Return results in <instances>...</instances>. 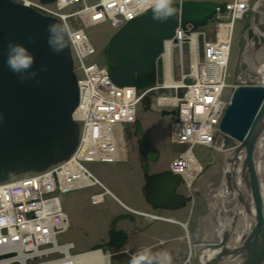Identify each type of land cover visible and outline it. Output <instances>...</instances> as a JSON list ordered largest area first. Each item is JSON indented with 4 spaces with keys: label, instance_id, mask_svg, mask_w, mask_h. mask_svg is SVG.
I'll list each match as a JSON object with an SVG mask.
<instances>
[{
    "label": "bare ground",
    "instance_id": "obj_1",
    "mask_svg": "<svg viewBox=\"0 0 264 264\" xmlns=\"http://www.w3.org/2000/svg\"><path fill=\"white\" fill-rule=\"evenodd\" d=\"M82 14H84L85 17L84 15H81L80 17V12H77L75 14V16L79 18L78 20L82 22V26H80L79 29H77L76 31L79 33V35L82 38H84L85 36L89 34V32L87 31L86 27L83 25H85V22L87 20L90 23L91 21L89 17H86V13H82ZM61 20L63 21V19ZM261 23L264 25L263 22ZM179 32L180 30H176L173 32L172 35L177 36ZM218 44H219L218 47L214 48L215 53H211V54L213 56L219 55L223 57L224 53L227 50V45H226L227 43L224 40V38H222L221 40H219ZM245 45L246 44H244V46H242L239 50L236 49V51L239 53V56H237V60L241 62L248 61L249 69L252 70V68H254V66L251 65L252 59L251 57L247 59L250 56L249 48L245 47ZM258 46L264 47V44H259V45H256L255 47L258 48ZM175 48L178 53L182 51L180 46H175ZM262 49L264 51V48ZM258 50H260V48ZM258 50L254 52V56ZM244 52H246V55H243ZM165 56H166V52L164 51L163 58ZM262 56H264V54ZM169 58H171V56H169ZM171 59L174 63H178L176 59H173V58ZM163 67H164L165 72L168 71V65L166 63V58H164ZM170 69L175 71L173 72V74H176L179 70H182V69H179V67L175 65H172ZM250 74H253V73H250ZM164 80H165L164 84L166 86H168L171 82L170 80H166L165 78ZM98 81L100 82V80ZM102 82L104 81L101 79V83ZM89 83L90 85H92L91 82ZM78 86H79V90L82 88L86 89V86L83 83H78ZM208 86L210 87V84H208ZM176 93L178 94V92ZM184 93H186L189 97H192L193 96L192 93H194V89L188 88L187 90H184ZM193 102H196V99H194ZM100 106L103 108H105V106L108 107L107 103H101ZM190 106L191 108H194V105L190 104ZM196 109L198 110L199 108H195V110ZM175 110H177V107L175 108ZM190 110H191L190 112L187 109L183 110V113L189 114L187 115L186 121L184 122L179 121V120L168 121V122L162 123V125L164 127H167L166 131L170 132V134L172 135L176 131L182 132V129L184 130L187 127H189L190 129L195 128L191 138H195L199 141L201 138L199 133L204 128V124L208 121L205 120L204 122L197 123L198 125L197 124L191 125V122L193 121V119L199 116L198 115L199 112L195 110L193 111V109H190ZM104 112H106V110ZM204 112H207V113L204 114ZM211 112H212V108H208L207 106L202 108L203 115H208ZM70 117L71 118L76 117V110L74 108L70 112ZM138 118L139 119H135V121L137 122L139 126L137 130L135 129V125H133L134 122L127 123L128 120H126L127 124L123 125L122 128L119 129V132L121 136L123 137L124 141H126L125 143H127L128 141L129 143L133 145L132 147H131V144L129 145V149L130 151H132V155L128 156L129 161H132L133 166L137 165V169L141 173L142 176H143V171L141 167L143 168V166L146 167V175L153 176L155 175L157 171V169H155L157 168L155 165L158 159L154 160L153 162V159L148 158V156H150L151 151L156 153L158 149V145H161L164 139L158 127H157V131H155L154 128L151 131H149V129L147 128L149 127L148 122H145V120H142L143 116L142 117L138 116ZM240 120H243V119H240ZM90 125H91L90 123L86 124L84 128L87 130H91ZM255 125H256V128L258 129V134L251 148L246 149L245 145L243 146L241 144L237 146H229V145L221 144V147H223L224 150L222 151V154H219V156L225 157L230 163L229 164L230 172L234 171L237 174V177L235 175H233L232 177L238 180L237 181L239 182L238 188L243 195V199H245L244 205H241V203L237 201L236 203L237 205L235 207L236 213L238 212L239 215L243 217L242 222L240 220L239 221L236 220L237 224L242 226V229L241 231L239 230V232H235V230H233L231 232V236H232L231 239L230 240L228 239V241L226 242H225V239L221 237H211L209 238L210 239L209 241L204 242L203 239L204 238L207 239V237L206 235L203 236L202 232H200V235L203 238L201 240L202 243L198 245V249H199L198 258L200 260L207 259L206 264H241L242 261L244 262V264H246L248 261L250 262V264H254L253 253L263 254V257L260 258V261L257 264H264V116ZM97 133H98L97 137H100L101 133H99L98 131ZM86 136L89 137V134H86ZM141 141L144 144H142ZM140 151L147 158H143L142 153ZM80 152L82 153V151ZM252 153L256 154L258 156L257 157L258 159H255L251 162V160H248V159L250 158V155ZM124 157H126L124 156V154L117 156L119 160H124L125 159ZM111 159H114V158L111 157ZM73 160H75V157H73ZM142 160L144 162L140 166V163L142 162ZM225 177H226V181H229L228 177H230V175H225ZM89 179L91 181L92 177L89 176ZM86 182L88 183V180ZM76 183L81 184L78 180L76 181ZM222 183L223 181L220 182L219 184L220 187L218 188L217 192L214 193V196L212 197L213 199L211 200L213 207L217 209V211L219 210V207L221 206V204L225 203L224 201H227L229 197L230 198L234 197L232 195V189H230L227 186L221 185ZM92 184L97 185V183L94 181ZM111 196L114 198V201H116L117 198L114 197L116 195L111 193ZM97 203H100V202H95V204ZM95 204L93 203V205ZM104 211H106L105 208H104ZM18 214L21 215L22 214L21 211H19ZM218 216L219 218L223 217L220 215ZM48 219H51V217H48ZM228 220L230 223H232L233 218H230ZM46 221L47 220H44V223H46ZM226 221H227V218L224 217L223 222H226ZM60 225L62 224L60 223ZM176 225L178 227L179 226L184 227L183 224L180 222H178V224ZM252 225H256L258 228L257 230L252 231V233H254L255 235L254 238L256 240L255 239L250 240L248 238L247 232L244 233L245 230L248 228V226L250 227ZM56 226H59V224H56L55 222H51L50 230L42 231V229H38L37 234L39 235V237L34 238L32 246L30 242H26L25 243L26 249L27 248L31 249V247H33L31 249L32 253L35 254V256H39V258L43 257L45 259L55 255V252L57 251V249H61L64 253L61 256V258L58 259L57 257L58 254L55 255V257L57 258L59 262L58 264H102V263L104 264V263H108L109 259H107V257L102 256L100 252V248L83 249L82 252L73 254L71 249H73L72 245L74 242L72 241V239H66L63 241L64 244H62L61 246L59 245L56 246L54 243L58 242L59 239L61 240V235H59L60 233ZM0 234H5L1 230V228H0ZM3 240H6V239H3ZM48 240L51 241V244H49V246L53 244L52 247H49V246L43 247V244ZM184 240L186 241L187 238H184ZM252 243H256L257 248L261 247L263 249H258L259 251L258 250L250 251V246L252 245ZM8 244H11V242H8V240L6 241L0 240L1 249L6 247ZM55 247H58V248L55 249ZM1 249H0V264H16L15 262H17L18 264H37L34 261L32 262V259L29 256H27L24 253V250L22 249L20 250L17 249L18 252L17 251L8 252L7 250H6L7 252H1L2 251ZM52 252H54V254ZM188 254L189 253L184 254V257L174 264H193L190 261ZM248 254L249 256L247 258L246 256ZM250 259H253V261H251ZM54 260L56 262V259ZM47 264H53V263L52 261H49Z\"/></svg>",
    "mask_w": 264,
    "mask_h": 264
},
{
    "label": "rangeland",
    "instance_id": "obj_2",
    "mask_svg": "<svg viewBox=\"0 0 264 264\" xmlns=\"http://www.w3.org/2000/svg\"><path fill=\"white\" fill-rule=\"evenodd\" d=\"M90 32L92 33L93 38L95 39V41L97 43L96 45L100 47L102 45L103 40L108 38L109 28H107L105 25H97V26L91 27L90 28ZM238 34L239 33L237 31L236 32V36ZM141 114H142V108L140 107L138 109L137 115L142 117L144 114L143 115H141ZM147 121H148V119H147ZM153 121H154V122H152L153 125L152 124L151 125L148 124L149 127H147V128L149 129V131H151L153 128H154L155 131H157V126L162 127L163 126L162 123L165 122V119L157 117ZM161 134H163V128H161ZM169 147L173 148L170 145H169ZM199 152L202 153V151H199ZM162 159L166 160V157H164ZM88 166L91 167L92 170L96 171V175L100 176V178L102 176L105 177L104 174H106L108 171H110L109 173L106 174V177L108 178L109 181H111L113 183L114 190L115 191H117V190L120 191L121 189H123L122 185L120 184V182L117 183V178L118 177L116 175V172H114V170H115L114 165H109L107 163H100V162H92V163H88ZM213 172H214V169L210 166L209 169L206 171V173L203 174V178H204V180H206V187L207 188H211V190L216 189V184L220 180L221 165H220V172L216 175L217 176L216 180H215V175H214ZM103 177L101 178L102 180H103ZM130 177L133 178L132 180L135 179V181H137V182L140 181L138 172L137 171H133L132 176L128 175L127 177H125V179H126L125 183L127 184V182L129 181L128 184L130 186H134V183L132 184L130 182ZM123 179H124V177H123ZM109 181L107 183L109 185H111V183ZM86 191H87L86 189L73 190V191L63 195L64 196L63 199L66 202L69 203V202H72V201H75V200L78 201V199L80 198V203H82V205H84L85 200L83 199V193H85ZM75 204H77V203H75ZM75 204H72L71 208ZM84 206H86V205H84ZM69 209H70V207H69ZM80 209L82 210L81 212H78V208L75 209V212H73V216L76 219V222L74 221V223L78 225V228H74L75 226L72 225V227H71V229L69 231L62 233V235H61V240L73 239V240L77 241L78 244H77L75 249H80V248H82L84 246L89 245L90 242L99 239V237H94L93 238V237H89L87 235L82 237L85 232L93 233L95 231V229H97V227H98V224H99L98 221H97V218H98L97 216L98 215H96L97 211L95 210V207L87 206L86 208L80 207ZM189 209H190L189 206H187L184 209V211L182 212L181 215L186 217L188 215ZM196 220H197V214L195 213L194 216L192 215V222L191 223L195 224ZM158 227L160 228V231H158L159 232L158 234H156L153 229H149L146 232L147 234H143L141 236V238L143 239V241H142L143 244H146V246L149 247V246L152 245V244H150L151 242L155 243L154 242V240H155L154 237L156 235L158 236V238L166 237L164 233H167L168 236H175V232L174 231H177V229L174 228V227L165 228L164 230L163 229L161 230V227H163V226H158ZM104 228H105V225L102 226V229H101L102 233L97 235V236L105 237V235L103 233ZM165 246H163V248L161 249V251H162L161 253H167V255L169 257V259H168L169 261H167V262H170L172 264L174 262H177L176 259L179 258L178 257V258H175V259H171V256H173L174 253L177 252L178 254L183 256L182 255V253H184L183 250L186 251V248H185V245L183 243V240L171 241V242L165 244Z\"/></svg>",
    "mask_w": 264,
    "mask_h": 264
},
{
    "label": "clouds",
    "instance_id": "obj_3",
    "mask_svg": "<svg viewBox=\"0 0 264 264\" xmlns=\"http://www.w3.org/2000/svg\"><path fill=\"white\" fill-rule=\"evenodd\" d=\"M148 7L151 9L153 19L161 21L173 16L176 11L171 0H150ZM66 29L65 24L55 21L45 26L46 43L53 52L59 53L66 47ZM33 62L34 56L24 44L14 41H8L5 44L4 64L12 73L17 75L20 81L36 76V71L32 68ZM43 70L44 66L42 65L41 71ZM168 259L167 253H153L145 247L132 257L131 264H153V262L155 264H167Z\"/></svg>",
    "mask_w": 264,
    "mask_h": 264
},
{
    "label": "water",
    "instance_id": "obj_4",
    "mask_svg": "<svg viewBox=\"0 0 264 264\" xmlns=\"http://www.w3.org/2000/svg\"><path fill=\"white\" fill-rule=\"evenodd\" d=\"M158 62V60H157ZM116 72L119 74L120 78L126 82H128L129 80H127V76L128 74L126 73L127 70H125L123 68V66H118L115 68ZM116 73V75L118 76V74ZM264 116V103L261 107V109L259 110V112L256 115V118L254 119V121L251 124V129L248 135V138L246 139L247 142V146L249 147L250 143H253V139L255 138V136L257 135L258 129L256 128V123L261 120V118ZM224 143H231V140H229V138L227 136H224ZM142 142V141H141ZM142 144H144L142 142ZM245 143L243 142L241 145H244ZM247 147V149H248ZM251 160V158H250ZM143 171L144 173L146 172V167L143 166ZM145 185H144V189H145V195L148 201H150L152 204L154 205H162V206H172V205H176V203H174V200H176L177 198L174 196L173 193V188L175 185V178L173 176H169L168 173H155V175L153 176H149L146 175L145 173ZM162 187V189L160 190L158 187ZM252 231H255V229L253 228ZM252 231L249 232L248 234V238L250 240L255 239L254 238V233H252ZM256 240V239H255ZM254 244L256 243H252V245L250 246V251L251 250H258L256 249L254 246ZM263 249V248H260ZM259 251V250H258ZM254 255V264L258 263L260 261V258L263 256V254H256L253 253ZM249 254L247 255L248 258ZM253 259H250L251 261H253ZM246 264H250V262L248 261Z\"/></svg>",
    "mask_w": 264,
    "mask_h": 264
}]
</instances>
